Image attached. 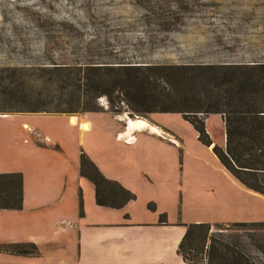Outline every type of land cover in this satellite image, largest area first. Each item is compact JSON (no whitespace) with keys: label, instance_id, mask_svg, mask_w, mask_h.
<instances>
[{"label":"rangeland","instance_id":"374dc122","mask_svg":"<svg viewBox=\"0 0 264 264\" xmlns=\"http://www.w3.org/2000/svg\"><path fill=\"white\" fill-rule=\"evenodd\" d=\"M247 8H255L259 16H264V12L259 13L264 10V0H0V68L200 63L197 59L204 57L205 43L197 45L199 55L186 50L165 56L164 27L180 30L203 26L217 38L216 46H222L225 40L217 34L218 19L240 14ZM249 44H227L223 49L258 50ZM262 44L259 49L264 51ZM244 67H255L248 69L261 72L258 66ZM3 75L2 90L23 88V83L13 79V72L5 71ZM95 102L104 109L109 107L104 95ZM82 113L69 115L78 116V126L72 125L67 115L0 116V161L22 165L49 163L78 158V152L89 159V154L108 160L127 158L144 167H157V173L152 171L151 175L167 185H160L155 193L164 199L163 206L166 204L165 208L172 210L169 214L176 219L226 226L233 222L264 221V196L248 191L231 176L212 150L197 138L192 123L180 113L138 116L124 110L115 114L126 123L148 116L167 134L139 131L137 139L130 144L115 139V131L122 123L111 112L88 113L86 117L93 126L87 131L79 128ZM24 123L27 125L23 126ZM205 127L214 144L222 147L221 115L208 114ZM166 165L167 171L160 169ZM148 174L149 170L145 176L149 177ZM226 228L212 231L237 238L255 261L264 264V254L255 244L256 238L264 243V230ZM0 257L6 256L0 254Z\"/></svg>","mask_w":264,"mask_h":264},{"label":"trees","instance_id":"16d2710c","mask_svg":"<svg viewBox=\"0 0 264 264\" xmlns=\"http://www.w3.org/2000/svg\"><path fill=\"white\" fill-rule=\"evenodd\" d=\"M254 66L261 72L244 65L96 63L83 67H5L0 68V83L9 71L23 88L0 87V113L71 115L107 110L118 114L127 110L145 116L174 112L192 123L197 138L207 146L212 141L205 118L218 113L224 123V144H214L212 152L244 188L264 196V65ZM103 95L107 109L95 102ZM79 172L93 183L98 205L119 207L133 198L82 153ZM22 197V175L0 173V209H21ZM185 227L178 253L187 264H259L237 238L212 230L236 227L263 231L264 221L233 222L228 226L194 222ZM256 241L264 254V243H259V238ZM0 253L37 255V250L33 244H3Z\"/></svg>","mask_w":264,"mask_h":264},{"label":"crops","instance_id":"0c3cea01","mask_svg":"<svg viewBox=\"0 0 264 264\" xmlns=\"http://www.w3.org/2000/svg\"><path fill=\"white\" fill-rule=\"evenodd\" d=\"M255 10L247 8L240 14L218 19L217 34L225 40L222 46H216L217 38L203 26L181 27L180 30L164 27L163 53L172 56L179 51L192 50L195 56L200 54L199 44L205 43L204 57L197 59L200 63L189 65L263 64L264 51L259 48L264 42V16H259ZM226 43L235 46L251 43L258 50L231 52L223 49ZM88 113L79 115L80 124L87 123V130H91L93 125L86 117ZM9 114L48 113H0V116ZM111 114L122 123L114 134L117 141L130 144L137 139L139 131L167 135L148 116L132 120L136 123L133 126ZM77 117L69 116L72 125L78 126ZM213 146L212 141L208 147L212 150ZM89 157L107 179L127 189L133 198L119 207L98 205L95 187L87 177L81 176L76 156L30 165L0 161V173L18 172L23 181L21 209H0V245L33 244L37 250V255L0 253L6 256L0 257V264H187L178 253V244L189 223L169 214L172 210H167L166 204L163 206L164 199L156 195L160 185H167L158 176L151 175L152 171L157 173V167L147 168L127 158L108 160L93 154ZM164 168L160 169L168 170L167 165ZM147 170L149 177L145 176Z\"/></svg>","mask_w":264,"mask_h":264},{"label":"bare ground","instance_id":"6f19581e","mask_svg":"<svg viewBox=\"0 0 264 264\" xmlns=\"http://www.w3.org/2000/svg\"><path fill=\"white\" fill-rule=\"evenodd\" d=\"M129 123L131 124V125H135L136 123L135 122H133V121H129ZM81 128L83 129V130H87L88 129V124L87 123H85V122H81Z\"/></svg>","mask_w":264,"mask_h":264}]
</instances>
